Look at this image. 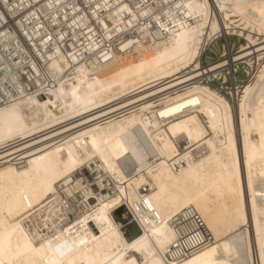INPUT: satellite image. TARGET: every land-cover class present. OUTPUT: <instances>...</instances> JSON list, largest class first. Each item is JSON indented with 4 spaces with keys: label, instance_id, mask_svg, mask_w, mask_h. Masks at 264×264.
I'll return each instance as SVG.
<instances>
[{
    "label": "bare ground",
    "instance_id": "1",
    "mask_svg": "<svg viewBox=\"0 0 264 264\" xmlns=\"http://www.w3.org/2000/svg\"><path fill=\"white\" fill-rule=\"evenodd\" d=\"M20 1L0 4V71L35 55L36 81L0 104V264H264V0H164L186 9L165 24L131 0ZM60 15L83 50L34 32ZM232 64L255 69L233 103L201 82ZM194 213L210 241L181 259Z\"/></svg>",
    "mask_w": 264,
    "mask_h": 264
},
{
    "label": "built area",
    "instance_id": "2",
    "mask_svg": "<svg viewBox=\"0 0 264 264\" xmlns=\"http://www.w3.org/2000/svg\"><path fill=\"white\" fill-rule=\"evenodd\" d=\"M0 0V4H1ZM14 0H6V2L9 4H12ZM27 0H22L21 3H26ZM133 4H136V7L150 11V16L147 18V20H151V15H156L160 21L165 23L171 22V21H178L184 20V12H186V9L181 6L177 7L175 3L172 2H165L163 1V4H158L157 2L159 0H131ZM97 2H100L99 0H79V6L80 8L84 9L89 15H92V10L89 11V8L93 7V5ZM78 14L83 15V12L78 11ZM74 16V15H73ZM72 16V17H73ZM70 17L68 20H65L63 16H59L56 18L57 23L55 22V19L53 18L51 22L44 23L39 22L38 26L35 27L33 30L36 34L42 33L43 36L52 38H57L59 43L62 47L67 48L72 51L73 46L76 45L78 48L86 47V45L90 42V40H87L86 37H76L75 35L77 32H79V29L73 24L74 21ZM61 20V21H60ZM154 24L153 19L151 20ZM150 22V21H148ZM91 25V26H90ZM150 25V24H149ZM90 28H86L84 30V36L88 35V33L94 32V29H98L97 24H89ZM151 27V26H150ZM151 29V28H150ZM82 32V30H80ZM51 32V33H50ZM52 34V35H51ZM41 35V36H42ZM130 37H137L138 35H129ZM223 39L219 38L214 40L211 43V46L207 48L206 52L201 57V66L206 67L212 63L214 60V57H217V52L212 48V45L216 44L218 40ZM99 40V39H98ZM229 40L231 42V46L233 47V52L236 53L239 50L235 48V44L238 42H244L243 39H240L237 36H231L229 37ZM240 46V45H239ZM223 53L220 56V60L227 59V55L225 56V50L224 47ZM107 50L102 51L103 54L106 53ZM35 55H27L26 53L13 55V56H3L5 58V63L3 73L0 71V76L3 75V77H0V104L4 103L5 100H8L9 95L17 93V91H25V92H31L33 89H35V72L33 70V67L35 65V62L33 59H35ZM24 59H27L26 62H23ZM10 68V69H9ZM24 70V72L22 71ZM21 72H23L21 74ZM255 75V69L245 67L241 64H232L230 67H223L219 68L216 75L214 77H211L209 80L203 79L201 82L209 85L211 88L217 89L222 95H224L230 102H234V99L237 98L239 95L243 93V87L246 85L250 80L253 79ZM231 92L233 94H231ZM234 98V99H233ZM180 218V216H178ZM184 217V215L181 216V218ZM192 222L191 220L182 221L184 225H187L189 228V232L186 235H182L180 229L177 227L176 232L180 233V236L177 237L176 243L171 250L174 251V253H177L179 251L181 255H178L181 257V259H184L188 256H190L193 252H197L201 248L208 245V241H210V237L208 236V239H205L203 242H197L192 243L193 237L197 239V236L192 235H203V232L205 231V227L203 226V222L199 215L193 214L192 216ZM176 226H179L177 224ZM207 234V233H206Z\"/></svg>",
    "mask_w": 264,
    "mask_h": 264
},
{
    "label": "rangeland",
    "instance_id": "3",
    "mask_svg": "<svg viewBox=\"0 0 264 264\" xmlns=\"http://www.w3.org/2000/svg\"><path fill=\"white\" fill-rule=\"evenodd\" d=\"M225 44H226V42L223 39H220V40H218V42L216 44L212 45V48L217 52V57H214L213 62H217L218 60L222 59V58H220V56L223 53V49L222 48L224 47ZM240 44H242V43L238 42L237 44H235V48L238 49ZM102 192H103L102 195L103 194L106 195L109 192L111 193V190L107 188V189H104ZM121 211H123V210H121ZM121 211L119 212V214L117 213V219L118 218L123 219L122 218L123 213ZM124 227H125L124 228L125 230L128 229V225L127 224H125ZM133 260H135V264H143L142 259H141L140 256L132 254V253H129V252L126 253V262L127 263H133Z\"/></svg>",
    "mask_w": 264,
    "mask_h": 264
},
{
    "label": "snow or ice",
    "instance_id": "4",
    "mask_svg": "<svg viewBox=\"0 0 264 264\" xmlns=\"http://www.w3.org/2000/svg\"><path fill=\"white\" fill-rule=\"evenodd\" d=\"M161 115H164V113H161Z\"/></svg>",
    "mask_w": 264,
    "mask_h": 264
}]
</instances>
